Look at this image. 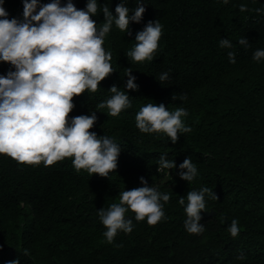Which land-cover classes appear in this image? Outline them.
<instances>
[{"label":"trees","instance_id":"obj_1","mask_svg":"<svg viewBox=\"0 0 264 264\" xmlns=\"http://www.w3.org/2000/svg\"><path fill=\"white\" fill-rule=\"evenodd\" d=\"M147 1L150 18L170 26L162 38L167 48L137 65L154 85L140 82L139 92L146 96L129 94L132 107L115 117L107 113L104 121L124 145L121 169L111 179L131 190L142 186L143 177L170 194L166 218L152 226L146 219L137 222L129 211L133 231L118 232L109 244L97 213L118 203L122 188L90 181L66 166L22 165L0 155V264H264V59L253 60L256 50H264V17L253 11L264 0H228L204 17L196 16V7L181 6L164 8L160 15ZM4 4L8 19L23 20V0ZM242 4L249 11L241 12ZM241 38L249 46L240 45ZM222 39L233 47L221 48ZM105 40L114 55L131 44L114 30ZM229 51L235 63L229 62ZM14 70L0 62V75ZM163 73L169 78L160 82ZM103 81L115 83L119 76ZM182 94L186 100H172ZM98 100L86 98L83 104ZM147 103L164 104L169 111L183 107L189 114L182 120L191 132H181L175 144L164 133L137 134L136 114ZM161 156L176 168L159 173ZM189 157L198 172L190 183L179 175V165ZM204 187L218 197H205V211L214 215L201 219L202 234L191 235L184 228L186 196ZM234 219L241 229L236 238L228 232ZM240 254L245 258L238 259Z\"/></svg>","mask_w":264,"mask_h":264},{"label":"clouds","instance_id":"obj_2","mask_svg":"<svg viewBox=\"0 0 264 264\" xmlns=\"http://www.w3.org/2000/svg\"><path fill=\"white\" fill-rule=\"evenodd\" d=\"M152 3L157 5L156 12L160 15L164 8L181 6L187 11L196 7V16L204 17L214 4L224 6L228 0H152ZM23 5L22 21L8 19L7 7L0 0V62L15 69L0 75V155L22 165L66 166L90 181L111 182L122 188L117 193L119 202L97 213L109 244L118 232L133 231L132 220L126 218L129 211L135 214L137 222L146 219L149 225H156L166 218L164 204L170 201V194L149 186L143 177L142 186L131 190L122 186L126 183L111 179L121 169L124 145L111 136L104 115L115 117L131 108L129 94L139 92L140 82L154 85L153 79L141 74L137 65L152 61L157 50L167 48L162 38L170 26L159 18H150L147 0H23ZM240 11L249 9L242 4ZM253 11L264 17V4ZM261 28L264 30L262 20ZM112 30L126 41L131 40L129 47L117 55L106 46L105 38ZM239 44L249 46L245 38ZM220 47L231 49L233 45L222 39ZM227 56L230 63L236 62L233 51L227 52ZM262 59L264 50H256L253 60ZM110 75L119 76V81L103 85ZM168 78L163 73L159 80L164 82ZM139 93L146 96L144 91ZM86 98L99 100L92 106L83 104ZM176 99L183 101L187 97L173 95L172 100ZM88 106L92 108L87 109ZM188 114L183 107L169 111L164 104L147 103L136 114L133 126L139 135L164 133L175 144L181 132H191L182 120ZM175 168L174 161L160 157L159 173ZM179 169L180 179L189 183L198 175L190 157ZM206 195L218 200L208 187L187 193L184 228L191 235L202 234L205 228L201 219L214 215L213 211H205ZM179 204L185 205L184 197ZM240 231L239 222L232 220L228 228L231 237H238ZM244 258L243 254L238 257Z\"/></svg>","mask_w":264,"mask_h":264}]
</instances>
